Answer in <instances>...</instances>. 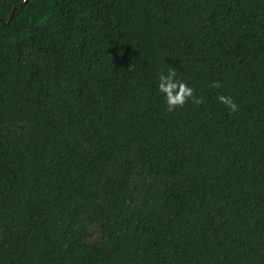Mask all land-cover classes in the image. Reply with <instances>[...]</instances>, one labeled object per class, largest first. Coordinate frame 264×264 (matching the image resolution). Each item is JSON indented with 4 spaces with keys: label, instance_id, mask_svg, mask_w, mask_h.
<instances>
[{
    "label": "trees",
    "instance_id": "obj_1",
    "mask_svg": "<svg viewBox=\"0 0 264 264\" xmlns=\"http://www.w3.org/2000/svg\"><path fill=\"white\" fill-rule=\"evenodd\" d=\"M23 2L0 0V264H264V0H28L3 24ZM169 68L201 104L167 111Z\"/></svg>",
    "mask_w": 264,
    "mask_h": 264
},
{
    "label": "clouds",
    "instance_id": "obj_2",
    "mask_svg": "<svg viewBox=\"0 0 264 264\" xmlns=\"http://www.w3.org/2000/svg\"><path fill=\"white\" fill-rule=\"evenodd\" d=\"M213 87L219 88V83H213ZM156 89L162 97L167 111L171 112L178 108H183L186 103L194 102L201 104L203 100L194 95L193 87L189 86L182 79L177 77V72L169 68L166 73L161 70L157 75ZM217 101L229 112L238 111V105L231 95H219Z\"/></svg>",
    "mask_w": 264,
    "mask_h": 264
},
{
    "label": "water",
    "instance_id": "obj_3",
    "mask_svg": "<svg viewBox=\"0 0 264 264\" xmlns=\"http://www.w3.org/2000/svg\"><path fill=\"white\" fill-rule=\"evenodd\" d=\"M27 2H28V0H24V2H23L21 5L16 6V7L11 11V14H10V17H9L8 21H7L6 23H5L4 21H2V23H3V24H9V23L12 21V18H13V16H14V12H15V10H16L18 7L22 6V5H25Z\"/></svg>",
    "mask_w": 264,
    "mask_h": 264
}]
</instances>
